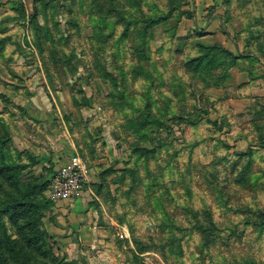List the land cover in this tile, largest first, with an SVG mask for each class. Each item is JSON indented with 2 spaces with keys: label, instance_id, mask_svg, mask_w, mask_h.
<instances>
[{
  "label": "rangeland",
  "instance_id": "1",
  "mask_svg": "<svg viewBox=\"0 0 264 264\" xmlns=\"http://www.w3.org/2000/svg\"><path fill=\"white\" fill-rule=\"evenodd\" d=\"M139 2L144 12L173 16L144 35L143 24H135L142 19L136 0H0L2 153L22 166L17 181L25 191L35 188L34 201L45 206L38 246L50 252L40 256L28 246L24 264H99L87 250L111 253L114 264H264V229L247 226V207L264 211V148H255L245 180L247 161L235 163V153L249 147L245 141L235 149L243 140L238 132L251 129L254 112H231L229 70L187 66L199 59L198 45L212 47L194 33L202 23L193 21L198 5L199 17L217 18L221 33L247 54L258 53L264 0ZM27 81L46 93L89 170L83 191L90 188L104 232L96 248L68 247L49 231L58 224L45 181L57 166L22 145L25 124L41 122L36 107L6 94L24 95ZM257 100L264 108V97ZM175 114L191 123L170 121ZM260 114L254 120L264 124V109ZM138 147L146 150L132 152ZM24 151L39 162L17 156ZM1 189L0 202L8 193ZM0 237L26 242L19 231Z\"/></svg>",
  "mask_w": 264,
  "mask_h": 264
},
{
  "label": "trees",
  "instance_id": "2",
  "mask_svg": "<svg viewBox=\"0 0 264 264\" xmlns=\"http://www.w3.org/2000/svg\"><path fill=\"white\" fill-rule=\"evenodd\" d=\"M139 1L140 0H136L139 8L137 9V12L140 14L142 19L140 20L137 18L135 24L137 26H139V23L143 24L144 31L142 32V34L144 35H148L150 29H154L156 26L161 25L163 22L167 21L173 16L171 11H168L166 14L160 15L159 17L148 12H144L142 8L139 7ZM111 5L115 7L116 4L112 3ZM156 9H158V7H156ZM115 10H118V8L116 9L115 7ZM112 11H114V8L112 9ZM180 15H183L185 19L192 18V15H187L186 13H179V16ZM121 21H124L123 16L120 20V24L124 23ZM261 28L263 36L260 40H257L256 43L253 44V49L258 53H254V51L250 49L249 53L243 54L239 52L238 47H236L237 55H234L220 45H212V47L209 48L198 45L199 53L197 54H200L199 59L191 61L187 66L189 68L195 67V69L201 68L205 71H210L212 69H208V66L217 65L218 67L223 66L230 72L232 69H239L241 63H248L249 65L253 66L250 67L252 71L260 69L264 74V23H261ZM194 33L197 35V37L206 35V33L199 29H195ZM254 54H256L257 57H254ZM255 76L257 80L264 82V75L257 76L255 74ZM257 101V98L253 99L252 107L249 109L250 112H254L253 119L248 123L250 124L249 126H251V129L247 128V133L243 131L238 132L239 137L249 143V147L245 152L235 153L237 154L236 158H238V161L235 162L236 164L247 161V167L243 168L242 174L240 175V178H242L243 180H245L246 174L248 177V172L253 162L252 156L256 151L255 148H264V124H260L259 120H254L256 116H259L264 108L260 107ZM187 116L188 115L175 114L173 117H171L170 121L191 123V121L187 119L189 118ZM225 117L226 116H224V118ZM162 120L163 119H160L159 121ZM222 126L223 123H221L219 127L221 128ZM5 148L7 149L6 140L2 138L0 139V187H2V194L4 192L13 193H5V196L1 198L0 204H4L0 208V233L10 232V235L14 236L19 231L26 239V242H20L19 240L7 237L6 240L8 241L5 243L3 238L0 237V250H3L0 251V264H12V258H14L13 262L15 264H24L25 259L27 258L24 255H28L24 254V251L28 246H36L37 254H39L40 256H47L50 254V252L46 254L42 249L43 247L39 248L38 246V242H41V240H43L46 236L41 230V218L45 206L39 205L34 201L33 196L35 188L30 187L31 190L25 191L26 187L28 186L17 181V171H19L22 166L19 163H16V161L10 160V155L4 157V153H2V150L7 151ZM137 150L144 151L146 150V148H134L132 152L135 153ZM23 155L26 156V159H29V161H33L35 164L39 162L26 151L20 153L17 156L22 157ZM55 173L56 172L54 170L51 173V177L45 181V189H49L50 182ZM247 226L264 229V211L253 210L247 207ZM197 227H200V225ZM3 246H5L6 250L3 248ZM18 248L19 251L17 252ZM38 248L39 250H42V253L38 250ZM205 250H208L207 241L202 245V252H204ZM5 251H8L11 254L12 258H7L4 253ZM30 257L37 258L36 256H33L31 254Z\"/></svg>",
  "mask_w": 264,
  "mask_h": 264
},
{
  "label": "crops",
  "instance_id": "3",
  "mask_svg": "<svg viewBox=\"0 0 264 264\" xmlns=\"http://www.w3.org/2000/svg\"><path fill=\"white\" fill-rule=\"evenodd\" d=\"M199 7L198 5L195 9L193 21L199 20V22H202L200 27L199 25L197 26L206 33L204 36L205 40H208L212 45H220L235 55L237 52L235 44L228 39V36L221 33V23L217 18L214 19L212 17L209 20H204L199 17ZM250 67L253 66L248 63H241L239 69H232L230 71L233 85L229 89L231 95L228 102L229 108L235 116L245 112L248 113L249 109L252 107L253 99L264 97V82L256 79V71H252ZM23 85L26 87L24 95L7 91V97L14 95L19 100H26L28 104L31 103L33 107H36L33 109L34 117L41 122L34 128L30 127L31 122L25 124V134H21L23 141L22 145L35 156L50 159L55 163L57 166L56 168H58V166L64 164L71 155L77 152H75L72 147L73 143L70 141L69 136L66 135L65 128L59 123L54 109L49 107L51 103L47 101L46 93H44L42 89L30 90L31 84L29 81ZM244 143V139L240 140L236 143L238 147L235 149H242ZM90 193V188H86L81 197L72 202H55L53 215H55L58 226L56 227L53 225L49 231L58 238L61 244L67 245L68 247L73 246L78 250V248H82V246L83 248L85 246L96 248L103 242L101 241V237H103L104 232L98 227L96 213L88 202ZM64 233H66V235H64ZM84 249V251L87 250L86 247ZM86 254L90 257L88 259L92 260L91 262L114 264V257L109 252L101 253L97 251L90 255L89 250H87Z\"/></svg>",
  "mask_w": 264,
  "mask_h": 264
},
{
  "label": "built area",
  "instance_id": "4",
  "mask_svg": "<svg viewBox=\"0 0 264 264\" xmlns=\"http://www.w3.org/2000/svg\"><path fill=\"white\" fill-rule=\"evenodd\" d=\"M55 172L49 186L53 201L72 202L81 197L83 186L88 183L89 170L77 153L58 166Z\"/></svg>",
  "mask_w": 264,
  "mask_h": 264
}]
</instances>
